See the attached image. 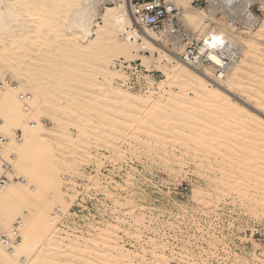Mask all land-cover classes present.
Instances as JSON below:
<instances>
[{"label": "rangeland", "instance_id": "374dc122", "mask_svg": "<svg viewBox=\"0 0 264 264\" xmlns=\"http://www.w3.org/2000/svg\"><path fill=\"white\" fill-rule=\"evenodd\" d=\"M175 1L179 13L166 22L182 27L185 47L157 33L160 42L181 53L201 45L212 28L233 37L242 56L233 65L240 90L231 97L264 123V0H251L250 17L245 9L231 15L216 6L212 12L211 0ZM12 2L25 21L1 39L0 48L21 58L29 80L23 84L0 66V81L19 84L12 98L2 88L0 160L11 163V181L23 179L21 200L7 205L2 215L9 221H0V230L10 233L21 224L22 235L30 237L13 254L0 246V264H107L113 251L133 255L132 264H264L260 121L235 107L224 117L219 104L190 90L183 108H162L151 121L144 116L146 103L137 111L122 106L110 86L145 101H166L189 87L183 77L168 80L173 59L146 43L143 48L141 38L132 44L115 21H104L105 8L124 0L101 1L93 43L69 30L67 1ZM131 78L134 88L126 84ZM28 132L35 137L26 145L20 140ZM57 208L70 212L64 227L58 219L53 225ZM48 209L55 212L49 219ZM53 236L88 241L92 248L66 249L50 244Z\"/></svg>", "mask_w": 264, "mask_h": 264}, {"label": "bare ground", "instance_id": "6f19581e", "mask_svg": "<svg viewBox=\"0 0 264 264\" xmlns=\"http://www.w3.org/2000/svg\"><path fill=\"white\" fill-rule=\"evenodd\" d=\"M65 1H67L66 6L69 12L68 14L69 30L77 31L81 33L82 39L84 42L93 43L94 34H95V31L97 30L96 28L98 24L97 19L101 11L100 4L102 3L101 1L103 0H82L81 6H73L72 2L74 0H65ZM169 1H172L175 4L176 9L179 10V7L177 6V3L175 0H169ZM211 1H212L211 3L212 12L216 9V6H219V8L223 7V3L225 2L233 3L234 1L235 2L238 1L241 8L247 10V13L249 12L247 16L249 14L250 15L253 14V13L252 14L250 13V8L248 10V7L251 4V0H222V1L221 0H211ZM12 3H13L12 0H0V41H2L1 39H3L4 36L11 34L12 32L16 30V28L22 26L25 21L24 15L21 12H19L16 8H13ZM135 9L136 8H135V4L133 3V0H124V2L120 3L118 6L106 7L105 12H103L102 16H103L104 21H107V22L115 21V23H117L119 27L126 33L127 40L130 41L132 44L139 43L138 41L141 38L144 41V44L142 45L143 48L146 47L145 45L146 43L149 46H151L152 51H157L159 53H162V55L167 57L168 59H173L176 62V64L174 68L170 70V72L168 71L166 72V75H168V80H171L172 78L183 77L185 81H187L186 83L188 84L189 87L187 88L186 91L182 92V94L181 93L174 94L172 95V98L166 101H163V100L158 101L152 98H148L145 101L142 97H139V96H134L131 94H126V93H117L114 91L115 89L112 86H110L111 92L117 95V99L122 106H125L129 111H137L141 103H146L147 106L144 111L147 114L144 116L147 117V115H149L148 121H151L153 118L151 119L150 116L152 114L155 115L154 113L156 112L162 111V108H167L170 110H174V109L177 110V109L183 108L181 107L183 103H186V104L189 103L187 102V99L188 100L190 99L188 97V94H189L188 91L190 90L191 91L190 93L195 94L196 97L201 96L203 101L205 102L208 101V103L212 102L211 105L216 106V108L219 107L220 105V108H222L221 111L224 110L223 111L224 113H222L224 117L225 115L232 113L230 109L231 107H235L236 109L237 108L240 109L241 113L244 112L243 116H248L250 118L249 120H251V118L254 120H258V121L261 120V118L258 119V116H256L254 113L248 110H244V107L239 106L237 102L234 101V99L231 97L230 92L235 93L238 90H240L241 81L239 78V75H240L239 68L235 69L233 67V65L237 62H235L229 67L226 76L223 78H219L218 75L216 74L215 72L216 65L214 63L205 64V65L192 64L189 60H187L184 57L186 53V49H184V51L181 53H177L176 51L174 52L172 46L163 44L162 42H160L161 38L158 37L160 34L162 37H165V40L167 39L168 41H170L173 46L176 45L178 47H182V46L185 47V44L182 43L183 41L182 40L183 35L181 33L183 31L182 27L176 28L175 23L172 20H170L171 22H166L162 30H160L159 32H156L149 26L139 23L138 16L136 14ZM178 13L179 11L177 12V14ZM179 23L181 24L180 21ZM233 40L234 38L228 36L224 31L216 29V28H212L210 31L207 32L206 35L202 37V42L200 45V52L203 54H208L213 59L214 62H219L220 58H219L217 49H219L221 45H225L227 41H233ZM7 48L8 46H5V45L4 47L0 48V66L4 68L7 72H9V74H11L13 78H16L14 76L15 74L23 78L21 82L24 84L29 79L25 77L27 76L26 72L23 71L25 69L20 65L23 61H21L20 57H13L12 55L10 57L9 53L7 52ZM232 69H233V74L232 76H230L229 73H231L230 71ZM213 71L215 72V75L213 74ZM154 80H155V83H157L156 82L157 80L156 79ZM163 81L164 80H162L160 83H163ZM3 82H4V85L0 89V96L2 93L3 87H4L3 94L6 91L5 95L9 94L10 95L9 98H12V96H15V93H17L19 89V84H8L6 83V80ZM7 85H10V86H7ZM22 95L23 94H20V97L22 98V101H24L25 98ZM139 117L141 118V116ZM139 117L138 119L140 120ZM159 117H160L159 119H161L160 120L161 122L164 117L163 116H159ZM143 118L141 119L142 121H143ZM141 120L139 122H142ZM187 120L189 122L191 119L190 120L187 119ZM262 122L260 121L259 124L264 126V123ZM29 124L31 127H36L38 124L37 119H32L31 121H29ZM163 126L165 125H162V127ZM2 130H4L3 119L0 118V139L2 135L5 136ZM29 132L24 133L25 135L23 139L20 140L22 142H26L27 143L26 145H29L30 143L29 136L35 137L34 134L29 135L30 134ZM6 143H9V141ZM15 167L16 166H14V168ZM1 169H3L2 160H0V174H1ZM20 180L17 177L13 179L11 182H8L6 185L0 186V221H9L6 216L7 214L4 216L2 215L6 211L7 205L13 203L14 201L21 200V191H22L23 186L21 187L22 184H20V182L23 179L21 181ZM44 201H45V197L42 194V202ZM50 210L51 209H48L45 212L48 219H49V216H52L53 214H55V212L50 211ZM56 210H59V211L61 210V215L64 214V212H62V209L57 208ZM47 217H46V220H47ZM56 219H58V222L60 221L59 213L55 214L54 219H53L54 221L53 225H55ZM18 227H19L18 229H20L21 224H18ZM13 228H12V231H10V233L8 232H4V233H6L7 235H11L14 232V230H16L17 227L15 229ZM53 229H55V226L52 227V230ZM20 230H21V233L18 231L17 238L15 240H12L10 243L7 244V243L0 241L1 248L6 249L7 253L13 254L15 253L14 252L15 250L21 249L25 245L26 240H28V238L30 237L29 235H25V236L22 235L23 231L22 229ZM53 233H57V232L53 230L52 234ZM67 238L69 239L65 240L66 237L64 238L62 236H53L51 237V240L53 241H51L50 244L58 243V244H61L63 247H66V249L68 248L74 251L79 249L78 250L79 252L80 250H83V252L85 250L87 251V249L89 250V248L91 247L90 246L91 244L88 241L83 244L80 241H77L76 239L70 238L69 236ZM26 246L27 245H25L24 247ZM79 254L82 255L83 253L81 252ZM129 257H131L129 253L128 255H125L121 253L120 251H113L111 254H108L107 264H132L131 263L132 261L130 262ZM132 257L134 256L132 255Z\"/></svg>", "mask_w": 264, "mask_h": 264}, {"label": "built area", "instance_id": "2783aa9c", "mask_svg": "<svg viewBox=\"0 0 264 264\" xmlns=\"http://www.w3.org/2000/svg\"><path fill=\"white\" fill-rule=\"evenodd\" d=\"M223 7H225L226 11H229L231 14L242 9L238 1H234L233 3L225 2L223 3ZM135 8L139 23L145 24L151 27L152 29L159 28L162 25L164 27L166 20L169 19V17L174 16V14L177 12L175 4L169 0H141V2L135 3ZM217 52L220 58L219 62H214L208 54L201 53L200 45L191 46L189 50H186L184 57L194 65H205L214 63L216 65V74L219 78H223L226 76L229 67L241 58L242 49L241 46L236 44L233 40L227 41L225 45H221L220 48L217 49ZM118 65L121 68H126L127 70H130L131 73H133V70H135V68L131 64L126 66L124 64L118 63ZM132 80V78L128 79L126 84L134 88L136 87L137 83ZM6 83L13 84V81L11 78H7ZM3 85L4 82L0 81V89ZM138 85H140V83H138ZM3 141L4 139H0V159L3 158V153L5 150V145ZM2 163L4 170L0 176V186L6 185L12 179V167L10 166V163L6 161H2ZM58 213L60 218L58 226L64 227V223L67 221L66 219L69 218L70 212L61 215L60 210ZM17 236V229L14 230L11 235H7L6 233L0 231V241L7 244L10 243L12 240H15Z\"/></svg>", "mask_w": 264, "mask_h": 264}]
</instances>
